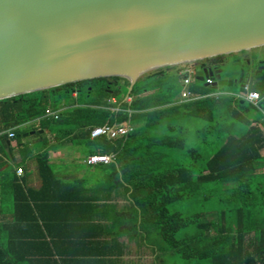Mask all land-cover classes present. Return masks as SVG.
I'll list each match as a JSON object with an SVG mask.
<instances>
[{"label":"trees","instance_id":"trees-1","mask_svg":"<svg viewBox=\"0 0 264 264\" xmlns=\"http://www.w3.org/2000/svg\"><path fill=\"white\" fill-rule=\"evenodd\" d=\"M240 53L215 60L225 58L219 67L231 75L223 78L237 81L232 87L253 74L248 90L260 94L264 111V61L250 69ZM156 72L142 76L130 93L127 79L110 77L0 101V264H119L122 237L143 254L151 251L152 264H264V122L253 124L260 110L229 86L218 90L193 76L186 88L176 66ZM183 89L190 99L180 98ZM49 108L58 119L46 117ZM122 123L133 126L128 135L91 139L93 128ZM32 131L37 141L17 138ZM10 133L44 183L71 185L57 178L49 157L64 144L86 145V156L113 157L101 165L105 178L98 188L106 201L114 193L124 201L120 208L110 205L113 217L107 212L113 247L59 249L47 240L49 221L59 218L46 220L37 209L4 218L5 203L13 213L19 205L26 211L29 198L24 178L14 173L22 164L15 162Z\"/></svg>","mask_w":264,"mask_h":264},{"label":"water","instance_id":"water-1","mask_svg":"<svg viewBox=\"0 0 264 264\" xmlns=\"http://www.w3.org/2000/svg\"><path fill=\"white\" fill-rule=\"evenodd\" d=\"M261 46L264 0H0V101L110 77L130 93L155 70ZM222 75L202 67L194 77L236 83ZM252 81L246 74L240 93Z\"/></svg>","mask_w":264,"mask_h":264},{"label":"crops","instance_id":"crops-1","mask_svg":"<svg viewBox=\"0 0 264 264\" xmlns=\"http://www.w3.org/2000/svg\"><path fill=\"white\" fill-rule=\"evenodd\" d=\"M258 79L261 80L262 78ZM235 94L244 99V101L246 100L244 94L240 92ZM260 103L258 110H260L262 117L259 122L253 124L262 127L264 111L261 109ZM28 137H22L23 142H26ZM23 142L20 145L21 148L23 147ZM9 144L14 148L15 162L22 164L20 167L23 169L21 175L16 171L14 173L17 178H24L23 186L26 191L25 194L29 195V198L24 201L25 206H28L25 207L26 211L22 210L23 208L18 203L19 206L16 208V212L13 213L11 206L7 207L8 204L5 203L4 206L6 207L2 210H4L3 215L6 220L10 221L14 216L27 217L28 214H31V209L35 212L37 209L38 213L46 220L51 219L54 221L55 218H59L56 222L49 221L51 222L49 232L52 235L47 239L55 242L59 249H92L93 251H101L104 248H109V246L113 247L114 243L111 242L113 238L110 234V228L113 227V223L106 218L110 216V213L107 212L111 211V217H113L114 210H112L110 205L116 204L120 208L124 201L121 197H117L115 193L109 195L110 199L106 201L104 193H98L100 183L105 178V170L102 167L104 164L88 165L85 162L88 156L78 160L76 155L69 152L65 153V155L61 154L64 159L54 164L52 157L58 156V152L50 151V162L57 178L71 183V185L57 184L51 180L44 183L39 177L35 161L25 159V162H23L24 158L18 152L17 140H13ZM262 155L264 156V149L262 150ZM9 162L11 163V161ZM6 201H9V199L4 200V202ZM43 230V232L46 231L44 228ZM52 237L54 239H51ZM119 242L124 244L125 247L124 254L120 258L118 257L121 260L120 263L147 264L144 262L146 259L144 256L147 251L144 250L143 255L142 250L138 249L134 242H129L126 237L120 238ZM115 247L118 248L117 245ZM148 252L152 255L151 251L148 250ZM143 258L144 261H142ZM106 260L103 264H111L108 259ZM152 262L153 259L148 264H152Z\"/></svg>","mask_w":264,"mask_h":264},{"label":"built area","instance_id":"built-area-1","mask_svg":"<svg viewBox=\"0 0 264 264\" xmlns=\"http://www.w3.org/2000/svg\"><path fill=\"white\" fill-rule=\"evenodd\" d=\"M195 74V70H190L189 68H185L180 70V75L183 77V84L187 88V86L191 83L192 77ZM206 83L209 85H213L214 81L210 78L206 80ZM246 89L248 90V86H246ZM76 96V95H74ZM245 99L250 102L253 106L259 108V103L261 101V96L256 91H247V93L244 95ZM191 98V93L188 91V89H185L181 93V99L182 100H188ZM128 99V97H127ZM130 101V99H128ZM112 102L115 104L116 99H113ZM46 117H53L55 119H58L59 112L47 109L46 110ZM133 130V126L129 123H122V124H115V125H104V126H97L91 130V139H96L100 137H108L110 139H115L120 136H126ZM10 137L13 138L14 134L10 133ZM112 156L107 154H93L86 158L85 162L88 165H99V164H109L112 162ZM17 173L21 175L23 173V169L19 168L17 170Z\"/></svg>","mask_w":264,"mask_h":264},{"label":"rangeland","instance_id":"rangeland-1","mask_svg":"<svg viewBox=\"0 0 264 264\" xmlns=\"http://www.w3.org/2000/svg\"><path fill=\"white\" fill-rule=\"evenodd\" d=\"M240 53V52H239ZM242 54V53H240ZM242 56L244 58H247L249 60V63H248V67L250 69H254L256 68L257 66V63L260 61V60H263L264 61V46H261V47H258V48H254V49H251V50H248V51H245V53L242 54ZM198 62H195V63H190V64H182V65H178L176 66L179 70H182V69H187L189 68L190 70H195V64L197 65ZM264 67V66H263ZM196 68L199 69L198 66H196ZM157 70L153 71L154 73L156 72ZM224 74V73H223ZM226 77H230V73H225L224 74ZM203 83V82H202ZM223 87H219L218 90H222ZM232 90L235 91V92H240V86L239 87H232ZM33 126H36V124H32L30 127H33ZM30 127L28 126L27 129H30ZM29 140H34V141H37L39 138L38 137H34L33 135L32 136H29L28 137ZM87 146L84 145V144H80V145H76V144H64L62 145L59 149L55 150L56 152H58V156H53L52 157V161L55 163H59L61 162V160H63V156L62 155H65V153L69 152V153H72L74 155L77 156L76 159L80 160V159H83L86 157L87 155ZM144 255V254H143ZM146 259L144 261V258L142 259V261H144L145 263H149L151 260H152V255L149 253V252H146L145 256H144Z\"/></svg>","mask_w":264,"mask_h":264},{"label":"flooded vegetation","instance_id":"flooded-vegetation-1","mask_svg":"<svg viewBox=\"0 0 264 264\" xmlns=\"http://www.w3.org/2000/svg\"><path fill=\"white\" fill-rule=\"evenodd\" d=\"M260 61L263 62V60H260ZM248 63H249V61H248ZM224 64H225V58L224 59H217V60H215V58H211V59H207V60H204V61H200V62L197 63V65L195 64V69L197 71L198 68H196V66H198L199 70L202 67H207V68H210V69H213V70H217V69H220V67H219L220 65H224ZM248 74L250 75V78L253 79V76H252L253 74L252 73H248ZM112 85H113V82H110L109 86H112Z\"/></svg>","mask_w":264,"mask_h":264},{"label":"clouds","instance_id":"clouds-1","mask_svg":"<svg viewBox=\"0 0 264 264\" xmlns=\"http://www.w3.org/2000/svg\"><path fill=\"white\" fill-rule=\"evenodd\" d=\"M245 95V94H244Z\"/></svg>","mask_w":264,"mask_h":264}]
</instances>
